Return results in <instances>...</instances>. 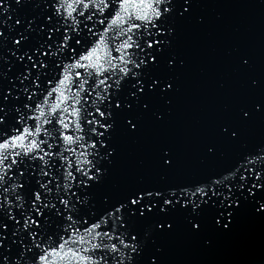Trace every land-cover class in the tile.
Returning a JSON list of instances; mask_svg holds the SVG:
<instances>
[{
  "label": "snow or ice",
  "instance_id": "snow-or-ice-1",
  "mask_svg": "<svg viewBox=\"0 0 264 264\" xmlns=\"http://www.w3.org/2000/svg\"><path fill=\"white\" fill-rule=\"evenodd\" d=\"M49 2L45 23L50 27L42 43L33 46L26 35L35 31V20L16 21L23 27L12 41L20 51L12 55L24 66L16 77L18 94L3 89L0 71V264H139L148 237L135 233L134 225L157 208V201L165 215L179 206L196 216L216 209L221 217L225 212L231 217L228 210L240 207L241 200L264 212V195L257 196L264 194V146L240 151L224 170L194 184L135 189L115 202L98 201L95 188L114 154L107 143L113 130L108 121L114 122L113 112L122 107L119 94L126 84L135 81L136 91L129 94L138 105L146 87L151 92L159 86L143 81L145 70L170 46L158 37L171 34L161 25L172 12V0ZM9 9L0 4V16ZM4 25L7 21L0 20ZM4 40L0 31V47ZM171 88L169 83L161 91ZM128 124L135 130L131 120ZM224 133L238 138L228 129ZM169 155L165 151L162 157L166 167L172 166ZM189 223L199 230L198 223Z\"/></svg>",
  "mask_w": 264,
  "mask_h": 264
},
{
  "label": "water",
  "instance_id": "water-1",
  "mask_svg": "<svg viewBox=\"0 0 264 264\" xmlns=\"http://www.w3.org/2000/svg\"><path fill=\"white\" fill-rule=\"evenodd\" d=\"M0 4L10 5L9 12L0 16L7 21L0 26L5 36L0 47L2 87L16 95L20 86L16 77L24 67L12 55H20L12 41L23 31L16 21L35 20V31L26 35L33 46L42 43L50 27L45 18L51 11L45 9L51 3L0 0ZM169 7L172 12L165 15L161 30L170 29L171 34L158 38L170 46L145 70L143 81L145 85L158 81L159 86L151 92L146 87L138 105L129 94L136 91L131 87L135 81L126 84L119 94L122 107L113 112L114 122L108 121L113 130L107 143L114 154L111 164L104 165V181L95 188L98 201L115 202L135 189L163 191L194 184L224 170L240 151L264 146V0H172ZM169 83L172 88L162 92ZM125 103L132 105L131 110L123 107ZM224 129L236 132L238 138L232 139ZM165 151L171 167L163 163ZM156 203L157 208L134 225L135 233L148 237L139 264L153 260L156 264H264V212H258L253 201L241 200L240 207L228 210L231 217L226 212L221 217L216 209L199 210L196 216L191 208L179 206L165 215L159 211L162 201ZM189 219L200 225L198 231ZM11 240L9 235L4 244Z\"/></svg>",
  "mask_w": 264,
  "mask_h": 264
}]
</instances>
